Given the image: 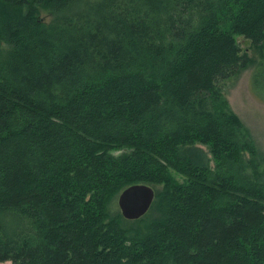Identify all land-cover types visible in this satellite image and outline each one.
<instances>
[{
	"label": "trees",
	"instance_id": "1",
	"mask_svg": "<svg viewBox=\"0 0 264 264\" xmlns=\"http://www.w3.org/2000/svg\"><path fill=\"white\" fill-rule=\"evenodd\" d=\"M237 36L264 58V0H0V264H264Z\"/></svg>",
	"mask_w": 264,
	"mask_h": 264
},
{
	"label": "rangeland",
	"instance_id": "2",
	"mask_svg": "<svg viewBox=\"0 0 264 264\" xmlns=\"http://www.w3.org/2000/svg\"><path fill=\"white\" fill-rule=\"evenodd\" d=\"M47 16L46 12L41 11L37 15V18L41 22H46L48 19ZM236 42L241 50V54H246L249 58H252L254 64L242 71L238 77L221 82L220 86L230 108L251 134L259 158L264 163V58H262L261 52L254 48L248 39L237 36ZM195 147L197 152L208 161L209 166L213 167L208 148L200 144H196ZM120 153V151H117L113 154L119 155ZM261 180L264 182V176ZM117 197L111 204L112 213H120ZM1 264L11 263L4 262Z\"/></svg>",
	"mask_w": 264,
	"mask_h": 264
},
{
	"label": "water",
	"instance_id": "3",
	"mask_svg": "<svg viewBox=\"0 0 264 264\" xmlns=\"http://www.w3.org/2000/svg\"><path fill=\"white\" fill-rule=\"evenodd\" d=\"M155 192L145 184H136L125 188L117 197L122 217L128 221L142 218L154 201Z\"/></svg>",
	"mask_w": 264,
	"mask_h": 264
},
{
	"label": "bare ground",
	"instance_id": "4",
	"mask_svg": "<svg viewBox=\"0 0 264 264\" xmlns=\"http://www.w3.org/2000/svg\"><path fill=\"white\" fill-rule=\"evenodd\" d=\"M261 46V45H260ZM252 48V47H251ZM256 48V47H255ZM238 71V70H237ZM222 79V78H221ZM263 100V99H262ZM229 106V105H228Z\"/></svg>",
	"mask_w": 264,
	"mask_h": 264
}]
</instances>
